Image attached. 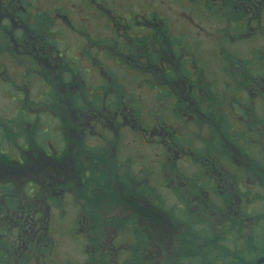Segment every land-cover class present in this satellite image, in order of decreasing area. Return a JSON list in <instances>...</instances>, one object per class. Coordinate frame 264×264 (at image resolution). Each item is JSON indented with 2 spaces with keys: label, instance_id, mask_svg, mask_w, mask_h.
Listing matches in <instances>:
<instances>
[{
  "label": "flooded vegetation",
  "instance_id": "flooded-vegetation-1",
  "mask_svg": "<svg viewBox=\"0 0 264 264\" xmlns=\"http://www.w3.org/2000/svg\"><path fill=\"white\" fill-rule=\"evenodd\" d=\"M86 6L99 31L76 29ZM2 89L14 112L0 116V264H56L55 211L68 206L90 263L126 252L124 264H156L160 244L204 242L202 229L223 224L252 235L264 204L250 137L264 117V0H0ZM44 118L60 136L51 150ZM129 134L145 151L127 159L133 170L117 157Z\"/></svg>",
  "mask_w": 264,
  "mask_h": 264
},
{
  "label": "rangeland",
  "instance_id": "rangeland-1",
  "mask_svg": "<svg viewBox=\"0 0 264 264\" xmlns=\"http://www.w3.org/2000/svg\"><path fill=\"white\" fill-rule=\"evenodd\" d=\"M94 15V10H91L87 6L84 7L82 19L80 18V21L75 24L76 29H83L90 33L99 31L98 29H100L101 23L94 17ZM174 24L176 27L180 26L177 23ZM59 29L64 38L70 40V43L77 41L76 35L71 33V29L67 24L59 26ZM78 40H81V37H79ZM209 42V40H205L204 44L201 46L202 48H200L205 57H208V53L210 52L209 49H211V44ZM124 89L126 90L125 94L134 96L138 95L136 98L140 97L141 100H136L139 106L141 105L140 109L144 111L147 108H151V98H149L145 92H139L138 88L132 89L130 86H125ZM1 91L0 116H13L14 111L12 110L14 109V103L4 99L2 95L4 89ZM54 107L53 104L50 105L46 103L43 108L53 110ZM250 122L254 127L252 136L250 135V137L254 139L251 152L257 158L263 156L260 161L264 162V154L261 153V149H259L263 147L264 150V117L251 118ZM54 123V120H47V118H44V127L42 128L47 129V134H41V137L42 139L45 138L43 145H45L47 150H51V148L56 146V143L60 141V136L55 133ZM261 123L263 126L262 131L256 129V127H259L257 124L261 125ZM66 127V133L68 134L70 129V119L67 121ZM134 139L135 141L133 142ZM15 140V138L12 139V146L14 145L13 143ZM141 143L139 137H134L131 134L124 136L121 146L122 149L117 156L120 161L121 169L128 168L133 170L136 168V162H128L127 166V159L133 158L135 153L138 158L140 152H145ZM67 153L71 155V150H68ZM257 158L256 160H252L253 171L255 174H261L260 179L264 181V163L258 164L257 162L260 161H258ZM116 165L115 167H117ZM157 193H160V190H158ZM172 203L173 202L163 201L164 206ZM71 208V206H68V208H62L55 211L57 214V226L54 227L53 232L56 237L54 244V247L57 248L56 264H67L68 260H76L79 264H99L100 261L97 262L92 260L91 263L87 262L92 257H90L91 255L89 254V251L86 252V247L79 234L80 226L78 221L80 220V214L78 213V209ZM166 210L165 212L169 215L171 214L169 212L178 213L181 211V209ZM187 211L190 212V209H187ZM253 212L255 213V218L252 223L251 236L245 233V231L239 233V229L236 232L231 229V233H228V227L224 224V226L218 225V228H212L211 230H209L206 224H204V228H207L206 231H203L202 229L201 232H199L201 235H205L204 242L199 241L189 243L188 241L179 239L178 241H173L171 245L168 244L165 246L160 244L158 246L159 253H157V256L159 255L160 257L156 260V264H252L254 260L264 252V204L259 203L255 209H253ZM126 234L127 232H125L124 236ZM121 247L127 248L125 245ZM130 248H132V246H129L127 249L131 250ZM128 255L129 254L126 252L122 253L121 257L117 259L118 261L116 260L117 263L124 264V261H128L130 257L134 256ZM112 261H115V259H109L108 263L112 264Z\"/></svg>",
  "mask_w": 264,
  "mask_h": 264
},
{
  "label": "trees",
  "instance_id": "trees-1",
  "mask_svg": "<svg viewBox=\"0 0 264 264\" xmlns=\"http://www.w3.org/2000/svg\"><path fill=\"white\" fill-rule=\"evenodd\" d=\"M93 102L98 103V100L95 99ZM220 120H221L220 125H222V126H229L230 125V121L228 118L223 117V118H220ZM238 123H240V122H238ZM216 124H218V123H215L214 125H216ZM45 134H47V130H46ZM226 136H228V134H226ZM237 136H239V134H237ZM223 143H224L223 140H221V144H223ZM242 149H244V147H242Z\"/></svg>",
  "mask_w": 264,
  "mask_h": 264
},
{
  "label": "water",
  "instance_id": "water-1",
  "mask_svg": "<svg viewBox=\"0 0 264 264\" xmlns=\"http://www.w3.org/2000/svg\"><path fill=\"white\" fill-rule=\"evenodd\" d=\"M264 263V256L258 257L252 264H262Z\"/></svg>",
  "mask_w": 264,
  "mask_h": 264
}]
</instances>
